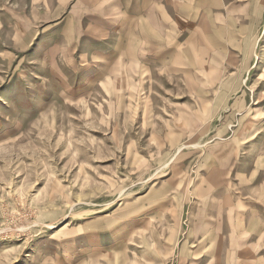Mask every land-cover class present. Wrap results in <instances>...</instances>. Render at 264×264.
<instances>
[{"label": "rangeland", "instance_id": "rangeland-1", "mask_svg": "<svg viewBox=\"0 0 264 264\" xmlns=\"http://www.w3.org/2000/svg\"><path fill=\"white\" fill-rule=\"evenodd\" d=\"M26 19L0 0V264H200L207 190L233 188L240 167L226 142L264 107V29L218 22L167 70L127 69L121 92L41 99L17 84L26 54L3 43Z\"/></svg>", "mask_w": 264, "mask_h": 264}, {"label": "crops", "instance_id": "crops-1", "mask_svg": "<svg viewBox=\"0 0 264 264\" xmlns=\"http://www.w3.org/2000/svg\"><path fill=\"white\" fill-rule=\"evenodd\" d=\"M17 3L27 11L28 24H17L15 34H8L3 43L26 54L29 71L17 84L41 99H60L67 94L80 97L95 88L99 95L111 88L120 91V85L136 83L128 79L127 69L139 68L145 74L154 68L167 70L170 53L193 52L194 37H216L221 29L218 22H224L223 29L230 35L234 28L247 35L252 24L264 29V0ZM186 39L191 41L189 46ZM263 66L258 60V72ZM145 83L147 89L152 85L150 80ZM99 95L97 100L104 98ZM256 113V119L247 125L242 120L238 141L226 142L230 149H240L239 156L231 158V164L240 166L232 181L234 187L207 190L208 199L200 212L202 226L193 224L192 255L200 264H264V107ZM206 209H215V215L207 217ZM200 227L209 229L197 233Z\"/></svg>", "mask_w": 264, "mask_h": 264}]
</instances>
